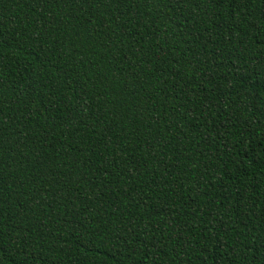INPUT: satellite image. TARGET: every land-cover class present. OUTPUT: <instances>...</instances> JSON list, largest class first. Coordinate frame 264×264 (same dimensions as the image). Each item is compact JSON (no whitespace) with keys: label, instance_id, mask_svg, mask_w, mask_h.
Returning <instances> with one entry per match:
<instances>
[{"label":"trees","instance_id":"obj_1","mask_svg":"<svg viewBox=\"0 0 264 264\" xmlns=\"http://www.w3.org/2000/svg\"><path fill=\"white\" fill-rule=\"evenodd\" d=\"M0 264H264V0H0Z\"/></svg>","mask_w":264,"mask_h":264}]
</instances>
